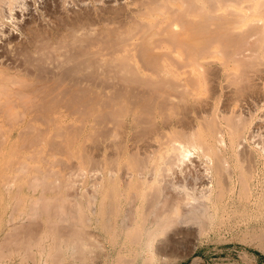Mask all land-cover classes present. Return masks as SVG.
I'll return each instance as SVG.
<instances>
[{"label": "bare ground", "instance_id": "obj_1", "mask_svg": "<svg viewBox=\"0 0 264 264\" xmlns=\"http://www.w3.org/2000/svg\"><path fill=\"white\" fill-rule=\"evenodd\" d=\"M43 141L49 147L33 156L20 152V142ZM7 153L0 230L14 229L0 238V264L35 247L53 260L101 253L102 264L143 255L141 264H177L181 247L194 253L251 214L261 226L242 235L264 250V0H0ZM75 169L85 187L68 211L76 219H60L61 230L55 221L68 236L42 249L34 225L17 229L28 210L9 205L33 198L37 213L57 210L62 197L46 193L61 192ZM23 180L42 186L41 195ZM187 264L210 263L194 255Z\"/></svg>", "mask_w": 264, "mask_h": 264}, {"label": "rangeland", "instance_id": "obj_2", "mask_svg": "<svg viewBox=\"0 0 264 264\" xmlns=\"http://www.w3.org/2000/svg\"><path fill=\"white\" fill-rule=\"evenodd\" d=\"M71 5H72V3H71ZM227 107H223V109L228 110L229 107H228V109H227ZM7 128H9V126H7ZM22 143L20 142L19 147L21 149L20 152L24 155H32L33 156L34 152L31 153L33 150L40 149V148L42 149V146L49 147L46 142L44 143V141L37 144L36 146L34 144V146L31 145L30 147H27L28 145L25 146V144L24 143L22 144ZM40 144H42V145H40ZM12 145L13 144L9 143V144H6L5 147L8 148ZM21 145H23L25 148L27 147L28 149H24V147ZM248 145L250 147H254L255 142L252 139H248ZM0 155L6 156L7 158H10V156H9L10 153L4 154V155L0 154ZM12 156H13V154H11V157ZM35 156H36V154H35ZM259 160H258V162H260V163H258V168H259V172H260L259 178H261V174H262L261 168H263V164H262L263 160H262V158H259ZM29 161L31 162V164H37V162H38V161H35L34 159L29 160ZM39 164H40V162H39ZM60 168H61L60 166H57L55 169L59 170ZM11 170L12 169L9 165L8 166L7 165L6 166L5 165L0 166V173H5L6 175H8L11 172ZM171 173H172L171 171H168V177H171ZM67 176H68L66 178L67 179L66 183H68L67 187H65L59 193H55L52 191V192H47L46 194H48V196L53 195V196L62 197V201H58L59 202L58 203V209L60 210V212L62 211V212L68 213V211H69V213H70V210L76 211V208L78 207V201H76L74 199V196L75 195H77V196L82 195V193L84 191L83 189L85 188L84 184H83V170L82 169H75V170H73V173H71V175L68 174ZM21 185L27 193L36 195V197L41 195L40 191H42V186L41 187L37 186V185L31 186L30 184L27 183V181L25 182V180L21 181ZM31 199H33V198H30V199L19 198L18 201L17 200L12 201L11 205H9V209L20 210V211H22L24 209L28 210V212L23 216V219L24 218L25 219L24 220L21 219L17 223V225L20 223L19 226H17V229L19 231L21 230L20 231L21 233L24 231V230L22 231V229H26V228H27L26 231H31L33 229V225H34V229L32 230L34 232H32L33 235L31 236V238L33 236H35V234L39 237L43 236L42 237L43 240L41 239L43 241L41 244L42 245L41 247L43 249L44 247L47 246L46 249H48V247L51 246V243L53 242V236H55L56 234H57V236L60 235L59 232H61L60 230L62 229V227H61V224L59 223V220L66 217L67 219H69V220L72 219L74 221L76 219L74 212H73V214H71L73 216V218H72V216L69 215V213H68V215H69L68 217L65 215L62 216V214L59 212L58 209L55 210L56 207L54 209H52L53 211L49 210V211L45 212L41 209L40 212L37 213L35 211V207L33 206L34 203L31 202L32 201ZM81 202L84 204L87 203L86 199H82ZM234 202H236L237 206L239 205L238 200H235ZM41 203H39V204H41ZM60 203H62L63 205H60ZM248 205L250 207H252V206L255 207L254 205H252V202L248 203ZM37 209H40V208L37 207ZM54 212L60 213L61 216L59 214H58L59 215L58 216L57 213H54ZM45 213H50V215H47V214L45 215ZM53 213H54V215H53ZM55 221L57 222V225L58 224L60 225V226L58 225L60 227V230L58 229V226H56V223H54ZM21 224H22V226H20ZM25 225H26V228H24ZM28 225H30L32 227H30ZM260 226H261V223H260L259 219H256V218L252 219V214L250 215L249 221L244 219V218H241V217L234 219L231 222V224H228L227 228H225L227 230L224 229L219 234L212 232L208 237L203 239L201 241V243L199 244L200 245L199 248H197L194 253L188 254L189 251L186 250L188 247L187 246H183V248L181 247L180 250L181 251L183 250V251L182 252L180 251V254L182 256L184 255L185 258L177 264H187L194 255H201L206 260V262H208L210 264H264V250L261 249L260 246H258L259 243H257L256 241H253V240L251 241L250 239H247V238H246L247 241H245L246 239L242 235L246 231L258 230L260 228ZM28 227H30V230ZM11 229L13 230L14 227H10L9 225H2V229L0 230V238L2 236H7L9 234L8 232ZM54 229L56 230L57 233L55 232ZM65 230H67V229H64V231H62V233H65L66 232ZM97 230H98V228H97ZM99 230H100V233H102L101 229H99ZM26 231H25V233H27ZM68 233H69V230H68ZM239 233H241V236ZM61 235L64 237L68 236L67 234H66L67 236L63 235V234H61ZM64 237H62V238H64ZM157 237L162 238L163 234H160ZM242 237H244V240ZM34 238L38 239V237H36V236ZM249 240H250V242H249ZM105 242L107 243L108 247L111 249L112 245H111V243L107 237H105ZM184 247H186V248H184ZM38 249H39V247H35L33 249V254H30L27 256H24V255L13 256L12 260L14 258L15 259L17 258V260L14 259L12 264H18V262H19V264H34V259L40 260V258L47 260L48 264H96V263L102 264V260H103L101 253H99L98 255L93 254L92 259H87L85 262H82V260H79L78 256L71 257L68 254H67L68 255L67 256L65 252L63 254L56 253L57 256H54L55 260H53V258H51V256H50V253L45 252L43 250V253L40 252L41 254H39V251H42V250H40V249L38 250ZM112 251H113L112 252L113 257L116 256V251H114L113 249H112ZM183 252H184V254H183ZM244 253L247 254L246 257H245ZM186 254H188V255L186 256ZM46 257H47V259H45ZM143 259H144V255L140 258V260L137 264H141V261ZM245 259H247V260H245ZM24 261H26V262L24 263Z\"/></svg>", "mask_w": 264, "mask_h": 264}]
</instances>
